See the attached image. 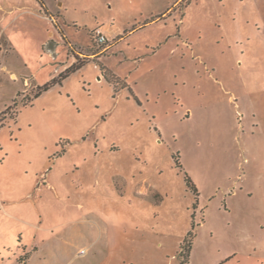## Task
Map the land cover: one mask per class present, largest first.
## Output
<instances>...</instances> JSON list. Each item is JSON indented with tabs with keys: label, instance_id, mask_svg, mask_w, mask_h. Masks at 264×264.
<instances>
[{
	"label": "rangeland",
	"instance_id": "1",
	"mask_svg": "<svg viewBox=\"0 0 264 264\" xmlns=\"http://www.w3.org/2000/svg\"><path fill=\"white\" fill-rule=\"evenodd\" d=\"M37 1L0 0V264H264V0Z\"/></svg>",
	"mask_w": 264,
	"mask_h": 264
},
{
	"label": "trees",
	"instance_id": "2",
	"mask_svg": "<svg viewBox=\"0 0 264 264\" xmlns=\"http://www.w3.org/2000/svg\"><path fill=\"white\" fill-rule=\"evenodd\" d=\"M83 68V65L81 64H73L69 69L66 70L65 74L61 77V80L66 79L70 74L75 73L76 71L80 70ZM106 76V79L108 82H115L116 80L110 76ZM110 77V78H109ZM56 81L53 80L50 83H48L47 85H45L44 87L39 89V92L36 95V98H38L42 93L47 92L50 90V88H52L55 85ZM187 180V185L191 187V189L194 191V193L197 195V190L194 186V184H192V182L190 181L189 178H186ZM195 235L193 232H189L187 235L186 240L184 241V244L182 246V250H185V260H184V264H188V261L191 257V252H192V248H193V239H194Z\"/></svg>",
	"mask_w": 264,
	"mask_h": 264
},
{
	"label": "crops",
	"instance_id": "3",
	"mask_svg": "<svg viewBox=\"0 0 264 264\" xmlns=\"http://www.w3.org/2000/svg\"><path fill=\"white\" fill-rule=\"evenodd\" d=\"M11 1H15V2H19V3H21L23 0H11ZM35 3L39 6V8H43V6H44V5H42L43 3H41V2H39V1H37V0H35ZM63 5H64V2H63ZM12 203H14V202H9V201L6 202L7 206H11ZM9 220H11V217L8 216L7 214L4 215V218H3V219H0V221H2V222H6V221L9 222ZM1 229H2V228H1ZM1 244H2V243H1ZM2 246H5V245L2 244ZM29 251H30V252H29V254H30V259H29V261H30V260L32 259L33 253L37 252V251H38V248H34L33 250L31 249V250H29ZM28 263H29V262H28ZM24 264H25V263H24Z\"/></svg>",
	"mask_w": 264,
	"mask_h": 264
},
{
	"label": "built area",
	"instance_id": "4",
	"mask_svg": "<svg viewBox=\"0 0 264 264\" xmlns=\"http://www.w3.org/2000/svg\"><path fill=\"white\" fill-rule=\"evenodd\" d=\"M98 43L100 44H105L107 43V39L104 35H102L101 33H99L98 37H97Z\"/></svg>",
	"mask_w": 264,
	"mask_h": 264
}]
</instances>
